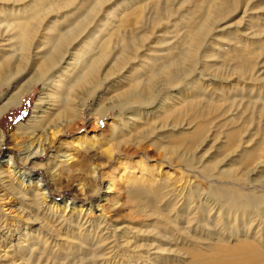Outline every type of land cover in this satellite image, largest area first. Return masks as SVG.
Returning <instances> with one entry per match:
<instances>
[{
  "label": "bare ground",
  "instance_id": "1",
  "mask_svg": "<svg viewBox=\"0 0 264 264\" xmlns=\"http://www.w3.org/2000/svg\"><path fill=\"white\" fill-rule=\"evenodd\" d=\"M110 1L2 0L7 8L0 10V89L5 88L0 120L11 107L19 108L34 86L40 84L42 90L30 118L13 129L15 140L21 138L16 146L22 150V168L10 155L0 161V198L16 202L5 210L0 205V264H106L112 260L115 264H264V193L256 192L253 181L248 183L249 191L226 186L208 190L198 182L191 184L189 176L196 171L208 178L219 175L240 186L248 173L261 167L259 173H264V133L253 141L259 130L248 135L246 124L223 116L228 111L223 103L228 102L231 109L238 96L227 97L224 91L217 99L207 94L209 90L198 79L188 82L201 62L197 59L206 58L200 51L215 27L241 5L246 13L249 5L243 4L245 0H125L115 16L101 18ZM172 18L183 24L179 27L183 35L168 49L150 47L142 52L158 29L166 44ZM257 29L255 39L235 42L239 46L227 54L236 60L230 72L251 81L249 92L256 97L247 100V106L257 104L264 115V98H259L264 78L255 77L264 57V39L260 40L264 23ZM76 43L81 54L74 48ZM231 57L228 62L233 63ZM109 63L114 66L101 78ZM129 63L133 68L127 72L126 83L112 82L116 95L105 104V81L110 79L106 77ZM258 81L263 87L257 88ZM184 86L189 88L188 98L180 99ZM91 99L88 113L98 122L115 113L108 141L97 146L96 138L79 135L60 141L76 131L80 112ZM155 103L160 104L158 109L149 111ZM220 117L219 132L213 138L223 139L222 147L236 159L219 174L215 172L219 162L202 163L197 149L211 141L210 125ZM144 126L147 130L138 131ZM158 127L169 130L155 133ZM79 128L85 126L81 123ZM56 142L58 148L48 154ZM249 143L250 147L244 146ZM119 147H152L173 159L181 165L177 179L184 186L176 188L161 165L151 166L146 168V179H135L124 188L123 202L115 182L104 178L99 198L76 206L73 200L57 204L44 178L32 174L41 169L50 182L62 175L76 178V190L85 196L95 191L101 167L114 160ZM43 156L46 161H39ZM237 165L249 167L243 174L246 179L235 171ZM117 208L128 211V220L120 224L111 220L109 213ZM255 218L257 226H252Z\"/></svg>",
  "mask_w": 264,
  "mask_h": 264
},
{
  "label": "rangeland",
  "instance_id": "2",
  "mask_svg": "<svg viewBox=\"0 0 264 264\" xmlns=\"http://www.w3.org/2000/svg\"><path fill=\"white\" fill-rule=\"evenodd\" d=\"M123 1L125 0H111L103 8V15H102L103 17L101 18H104L108 14H110L111 17L115 16L119 11V4ZM0 3H2L0 4V10L7 8V5L3 3L2 0H0ZM244 3L249 5L247 6L246 13H243L244 7H242L241 5V7H239V9L236 12L230 15L222 23H219L215 27V29L212 31V34L208 37V42L205 43L204 47H202L201 49L203 52L200 51L202 55H204L206 58H204L205 60H201L202 59L201 57L197 59L199 60V62L201 61L200 62L201 64L198 63L196 65L197 69H195V71L193 72L194 74L193 73L191 74V77H192L191 81H188V82L191 83L192 81H196L198 79L199 84L203 87H206L207 92L209 90L207 94L209 95L210 93H212L217 96L215 97L217 99L222 98L219 94L220 92H224V91L225 93L228 92L226 93L227 97L229 96L232 97V95L233 96L237 95L238 97L237 96H236L237 98L235 97L237 101L235 103L233 102L234 104L231 107V109H229L230 106H228L229 104L228 102H225L226 104L223 103L224 106L222 105V107H225L226 109L228 108L227 113L224 114L223 116L229 119H233L237 122L239 121L240 124H244V125L246 124L248 135L249 134L254 135L256 132V129L259 130L255 134L256 137L252 138L254 141L255 139L258 140L259 137H261L262 134L264 133V117H263L264 115L259 114L258 109L255 107L257 104L255 105L252 104L251 106L249 105V107L247 106L246 104L247 100L252 101L253 99L255 101V97H256L254 95L255 93L251 94L249 92L248 87L250 86L249 84L251 83V81H247V80L244 81V79L243 78L241 79L240 75L237 74L236 72H233V70H231L230 72V68L232 69V67L236 64V60L233 59L230 54H227V52L228 53L233 52L232 50L233 47L239 46V44L237 43L238 45H236L235 42L241 41L244 43H248L250 42L251 38L252 40L255 39L256 36H254V34H256L255 32H257L258 30L257 27L260 24L262 25L264 23V0H259V1L258 0H253V1L245 0L243 4ZM193 15L194 16L197 15V11L194 10ZM168 20H169L168 22L169 25H168V29H166L167 30L166 44H163L162 42L163 32L160 33L161 29L160 30L158 29L157 31H154V33L156 32L155 35H153L152 38H150L148 42H145L142 52L146 51L147 48H150V47L154 48V50L168 49L172 47L175 41L183 35L184 30L180 31L181 29L179 28L181 26L180 24L182 23L179 21H175L174 18L168 19ZM175 36L177 37L175 38ZM260 38H259L260 40L264 39V35L262 34ZM74 48L76 49L78 54H81L82 50H79L80 47L78 43L74 45ZM205 51H208V52L206 53ZM142 54L140 53L139 55L140 58ZM230 57L233 63L228 62ZM130 63H132V61H130ZM130 63L126 66V67L129 66V68L125 67L123 70H120L118 72L117 71L118 67H117V69H115V72H114L115 74L113 76L106 77V79L108 78L110 79L105 81L106 89L104 91V97H103V100H105L104 102L107 101L105 104H109L110 102H112L111 99L112 97H114L115 88L111 87L112 82L123 81L124 83L126 81L124 79H126L127 77V72H129V70L135 66L134 62L131 64V66L133 67L130 66ZM111 65L112 67L114 66L112 63L107 64L108 67L107 66L105 67L107 69H104L103 74H102L103 76H101V78H103L104 74H106V70L109 71L110 68H112ZM64 66L65 65H63V67ZM258 69H259L258 73L255 75V77H258L259 79L262 80L264 78V57L263 56L261 57L259 61ZM29 70H31V68ZM29 72H28V75H32L33 72H30V73ZM116 72L118 73L116 74ZM232 74L235 76H233ZM237 77L239 79H237ZM186 80L187 78L184 79V81ZM188 82H185V83H188ZM260 82L261 81H258V84ZM34 87L35 88L31 90L30 94L22 101V104L19 108L11 107L9 109L10 111H8L3 116V118L0 120V134L3 135V141L2 142L0 141V161H2L4 156L10 155L14 158V161L17 167H20V168H22V166H21V163L19 162V156L22 150L19 147L20 145L16 146V142L20 141L21 138H18V140H15L12 134H13V129L17 124L25 123L30 118L32 108L36 100L39 98L41 90H42V85L40 84ZM258 87H263V84L260 83V85H257V88ZM188 89L189 88H187V86L181 87V90H179V95L181 96L180 99L188 98ZM4 91H5V88L0 89V96L4 93ZM260 94L261 95H259V98L260 99L264 98V88H260ZM241 97H243L242 99L243 101H240ZM93 102H94L93 99L89 100L87 108L83 109L80 112L81 114L79 118L81 119V121L79 122V125H76V131L68 132V134H66L65 136L64 135L61 136L60 141L66 140L67 138H70L76 135L84 136L85 138H93V137L96 138L97 142L95 144L97 146H102L108 141V139L111 136L110 135L111 134L110 123L115 113L110 112V116L98 122L94 117H92L88 113V109L93 104ZM159 105L160 104H157V103H155V105L153 104L152 107L150 108L148 107L149 111L150 110L154 111L158 109ZM209 118L210 117H207V119ZM221 120H222V117L217 118V121L215 120L216 122H214L213 125H210L212 129L211 130L212 136L210 137L211 139L210 138L209 139L211 141H207L208 140L207 139L205 143L200 146L202 148L197 149V152H198L197 157H199L202 160V163H205L208 166H210V165H214L219 162L215 170V172L216 173L219 172V174L222 171L223 172L227 171V169L230 168L228 165L236 159L235 157L236 155L235 156L234 155L231 156V154L228 155L226 151L227 149L225 148V146L222 147L221 143L223 139L214 140L213 138V137H216L215 136L216 133L219 132V126H220ZM81 123L85 126V128H79L81 127ZM170 127L171 126H169V128ZM142 128L143 129L147 128V126L141 127L140 129H138V131H142L141 130ZM169 128L161 129L158 127L155 129L154 132L158 133L161 131H168ZM144 130H147V129H144ZM220 130H223V128H221ZM114 143H116V140L112 141L113 145ZM58 144L59 142H56L53 148L49 150L48 154L53 153L56 150V148H58ZM251 144L252 143H249L244 146L250 147ZM113 145L110 144V146H113ZM146 149L147 150H135V148H132V147H129V148L119 147V153L117 156H114L115 157L114 160L110 162L109 164H106V166L103 165L101 167L99 171V177L97 178V184L95 187V191L94 192L90 191L89 193L87 191V195L85 196H82L76 190V186H75L76 185L75 183L77 182L76 178L68 177L67 179L65 175H62L61 177L59 176L55 178L53 180V182L54 181L55 182L53 183V182H50L48 178H46L47 175L41 169L35 170L34 172H32V174L44 178L45 183H47V186L49 187L50 198L55 200L57 204H60L62 200H73L76 206L93 204L103 192V185L105 183L104 178H108V179L110 178L115 182L117 196L119 197L120 202H123L122 198L125 195L123 194V192H125L124 188L130 185L131 182H133V180L135 179H140V180L146 179L148 175L146 173L147 172L146 168L151 167V166L156 167V166L161 165L163 173L169 172V174L171 175V180L172 182L176 183L175 184L176 188H181L182 186H184L183 181H178L177 179L180 177V173H181L180 171H182L181 165L179 163L174 162L173 159L168 158L166 156L162 157V155L156 152L152 147H147ZM123 150H125V152ZM145 151H147L148 155H146ZM126 153L129 156H126ZM94 159L95 161H102L100 159L97 160V158H94ZM39 161L45 162L46 157L43 156ZM236 168H235V171L239 172V175L242 176V179H246L245 177L246 170L249 167L247 169L246 168L244 169L243 165H241L240 167H238L237 165ZM1 169H5V168L2 166ZM27 169L30 171V166H28ZM243 170L245 172H240ZM261 170H262V167L258 171L257 170L252 171L255 173L251 172L250 173L251 175L248 173L247 180L238 183L240 184V186L237 185L235 181L222 180L221 178H219V175L214 178H208L204 173H200L196 171V173L195 172L190 173L189 176L191 179V184L194 182L195 183L198 182V184L201 185L202 188L208 189V190L212 188H219V187L226 186V187H234V188L242 187V189H244L245 191H249V189H251V186L248 183L253 181L254 182V183L252 182V184L254 185L253 188L254 187L257 188L256 192L264 193V173L260 174L259 171ZM194 176H197L198 178H195L196 180H194L193 179ZM257 177H259L258 180H257ZM0 191H2L1 188H0ZM1 194L2 193H0V195ZM0 199H4L0 202V205L4 207L3 210H5V208L6 209L9 208L10 206L16 203L13 198L9 199L7 197H3ZM8 211H11V210H8ZM215 211L217 212V210ZM215 211H212V214H214ZM127 213L128 211L126 209L117 208L115 211H112L109 214L111 215V218H112L111 220H114L115 222H118L120 224L121 222L128 220L126 217ZM5 214H7V212H5ZM252 223H253L252 226H255L258 223V220L256 218L253 219ZM142 225L143 224L140 223L139 226L136 228H140ZM116 260H118V258ZM115 263L116 261L112 260L111 263H106V264H115Z\"/></svg>",
  "mask_w": 264,
  "mask_h": 264
}]
</instances>
